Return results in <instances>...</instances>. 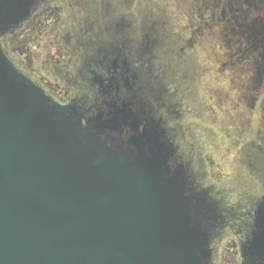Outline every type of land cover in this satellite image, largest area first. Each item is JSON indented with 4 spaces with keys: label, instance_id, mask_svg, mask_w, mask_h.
<instances>
[{
    "label": "water",
    "instance_id": "water-1",
    "mask_svg": "<svg viewBox=\"0 0 264 264\" xmlns=\"http://www.w3.org/2000/svg\"><path fill=\"white\" fill-rule=\"evenodd\" d=\"M38 1L0 0V264H210L220 212L161 134L57 103L3 50ZM255 223L246 264L264 260V204Z\"/></svg>",
    "mask_w": 264,
    "mask_h": 264
},
{
    "label": "flooded vegetation",
    "instance_id": "flooded-vegetation-1",
    "mask_svg": "<svg viewBox=\"0 0 264 264\" xmlns=\"http://www.w3.org/2000/svg\"><path fill=\"white\" fill-rule=\"evenodd\" d=\"M50 1L39 0L28 18L2 39L3 50L13 65L61 105L75 103L88 110L89 115L123 111L127 115L126 123L134 120L138 130L143 126L155 128L161 134L160 140L171 149V160L186 168L194 183L206 190L220 212L219 227L212 231L210 238V264H215L220 258H225L228 264H246L242 254L243 244L256 234V211L264 204V193L243 201L246 206H229L226 201L214 198L216 193L212 192V188L202 186L199 182L204 172V161L199 152L194 153L193 148H189L188 155L179 153L180 147L176 143L177 137L191 134L192 131L184 132L186 128L175 121L195 111L184 109L182 102L193 95V86L190 87V84L194 76H199L193 72L192 59L187 52L193 50L195 44H203L210 23L223 22L224 26L233 24L232 34H240L237 31L239 24L232 11V20H226L224 11L219 8L221 16L207 22L203 7V11L192 12L187 16L186 26L179 27L176 24L177 33H172L167 30V23L163 19L148 14L140 2L132 13L128 10L132 0H124L123 4L114 0H61L59 9L72 10L77 5L81 10L73 19L77 28L70 50L60 54L68 69L63 79L65 92L60 96L51 92L26 70L20 57L21 50L17 47L19 40H14L27 25L30 26L29 35L38 38L44 29L40 20L43 19L47 25L56 17L55 13L46 14L41 11L42 4L52 3ZM200 25L203 27L200 28ZM250 34L253 43L258 40L257 35L264 36V23L259 27H251ZM70 37L67 35L65 39ZM25 61L29 66V59ZM252 104L249 103L250 109ZM116 115L120 117L118 113ZM120 130V134H113L118 141H125L134 134L127 125H122ZM254 149L247 152L246 157L254 162L248 163V166L255 169L258 175L260 173L264 181V149ZM191 168L197 172L194 173ZM260 183L263 186L262 181ZM252 264L258 263L255 261ZM261 264H264V260Z\"/></svg>",
    "mask_w": 264,
    "mask_h": 264
},
{
    "label": "rangeland",
    "instance_id": "rangeland-1",
    "mask_svg": "<svg viewBox=\"0 0 264 264\" xmlns=\"http://www.w3.org/2000/svg\"><path fill=\"white\" fill-rule=\"evenodd\" d=\"M114 1L123 4L124 0ZM138 2L146 7L148 14L163 19L172 33H177L176 24L186 26L187 16L203 7L207 22L221 16L219 8L224 11L226 20H232V11L238 22L240 34L236 36L232 34L233 24L210 23L203 44L199 42L187 52L192 59L193 72L199 76H194L190 84L193 95L182 102L184 109L195 111L182 115L175 123L186 128L184 132L192 131L190 135L177 137L176 143L179 153L188 155L189 148H193L194 153L199 152L204 161L203 177L199 181L202 186L212 188L216 193L213 197L226 201L229 206H246L243 201L264 193L262 175L248 166L254 162L246 157L249 149H264V48L260 47L264 36L257 35V41H250L251 27L264 23V0H132L128 10L134 13ZM49 4H42L41 11L55 13L56 17L47 25L40 20L44 29L38 38L29 35L27 25L14 40H19L17 47L26 70L51 92L63 96V79L68 69L60 54L70 50L77 28L73 19L81 8L76 5L72 10L59 9L61 0ZM67 35L71 36L68 40ZM9 55L12 56L11 52ZM250 102L253 103L251 109ZM192 171L197 172L194 168ZM215 264L228 263L220 258Z\"/></svg>",
    "mask_w": 264,
    "mask_h": 264
}]
</instances>
